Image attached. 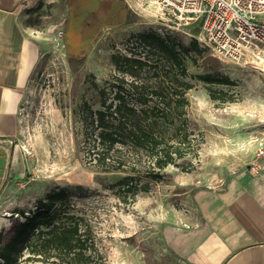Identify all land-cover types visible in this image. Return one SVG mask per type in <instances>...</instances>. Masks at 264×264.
<instances>
[{
    "label": "rangeland",
    "instance_id": "374dc122",
    "mask_svg": "<svg viewBox=\"0 0 264 264\" xmlns=\"http://www.w3.org/2000/svg\"><path fill=\"white\" fill-rule=\"evenodd\" d=\"M126 2L131 21L103 26L77 65L69 62L62 39L66 0H37L25 9L22 24L38 39L41 54L24 88L17 134L0 141V229L15 209L30 208L46 191L79 185L83 190L75 193V200L96 225L105 264H181L169 252L168 236L175 227L187 226L184 219L193 211L194 192L222 186L238 168L251 170L250 165L264 160L257 155L264 141V54L234 62L205 47L195 64L187 61L193 83L186 93L188 114L204 136L195 168L166 166L151 190L126 205L110 187L123 172L97 168L81 149L79 106L83 100L98 106L90 75L103 84L114 71L112 53H129L133 33L153 29L200 45L198 19L175 16L145 0ZM67 42L77 46L72 36ZM206 72L227 75L233 84H207L197 78ZM209 85L226 91L227 99H211Z\"/></svg>",
    "mask_w": 264,
    "mask_h": 264
},
{
    "label": "trees",
    "instance_id": "16d2710c",
    "mask_svg": "<svg viewBox=\"0 0 264 264\" xmlns=\"http://www.w3.org/2000/svg\"><path fill=\"white\" fill-rule=\"evenodd\" d=\"M66 2L62 39L71 65L83 61L103 26H120L133 18L126 0ZM70 36L75 48L67 42ZM205 49L195 39L187 45L148 29L131 34L129 53H112L114 71L103 84L90 75L98 106L86 100L79 106L81 149L97 168L123 172L110 187L126 205L151 190L166 166L195 168L204 136L188 114L186 93L193 83L187 61L195 64ZM197 78L207 84H233L219 72ZM208 90L213 100L227 99L224 90L211 85ZM82 188L56 186L30 208L15 209L0 229V264H105L96 225L75 200Z\"/></svg>",
    "mask_w": 264,
    "mask_h": 264
},
{
    "label": "crops",
    "instance_id": "0c3cea01",
    "mask_svg": "<svg viewBox=\"0 0 264 264\" xmlns=\"http://www.w3.org/2000/svg\"><path fill=\"white\" fill-rule=\"evenodd\" d=\"M36 2L0 0V141L17 134L24 88L40 58L38 39L22 24ZM258 165V172L241 167L222 186L194 192L187 226L168 236L181 264H264V160Z\"/></svg>",
    "mask_w": 264,
    "mask_h": 264
},
{
    "label": "built area",
    "instance_id": "2783aa9c",
    "mask_svg": "<svg viewBox=\"0 0 264 264\" xmlns=\"http://www.w3.org/2000/svg\"><path fill=\"white\" fill-rule=\"evenodd\" d=\"M163 11L198 19L199 43L219 58L240 62L248 55L264 54V0H145ZM257 155L264 158V141ZM259 171L258 162L250 165Z\"/></svg>",
    "mask_w": 264,
    "mask_h": 264
},
{
    "label": "bare ground",
    "instance_id": "6f19581e",
    "mask_svg": "<svg viewBox=\"0 0 264 264\" xmlns=\"http://www.w3.org/2000/svg\"><path fill=\"white\" fill-rule=\"evenodd\" d=\"M62 0H58V3L61 4ZM57 50H56V53H60V40H57Z\"/></svg>",
    "mask_w": 264,
    "mask_h": 264
}]
</instances>
